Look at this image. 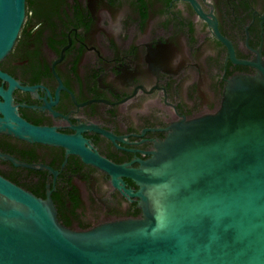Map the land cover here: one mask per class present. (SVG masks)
Instances as JSON below:
<instances>
[{"label": "flooded vegetation", "instance_id": "af4514ba", "mask_svg": "<svg viewBox=\"0 0 264 264\" xmlns=\"http://www.w3.org/2000/svg\"><path fill=\"white\" fill-rule=\"evenodd\" d=\"M24 13L0 59V118L75 137L125 167L116 186L62 145L0 132V176L50 198L71 230L140 217L129 171L264 60V0H25Z\"/></svg>", "mask_w": 264, "mask_h": 264}, {"label": "water", "instance_id": "95a60500", "mask_svg": "<svg viewBox=\"0 0 264 264\" xmlns=\"http://www.w3.org/2000/svg\"><path fill=\"white\" fill-rule=\"evenodd\" d=\"M24 2L0 0V59L18 36ZM254 66V75L227 80L217 110L175 123L152 156L128 170L140 217L71 230L50 198L0 176V264H264V60ZM3 113L0 132L62 145L121 182L125 167L79 139Z\"/></svg>", "mask_w": 264, "mask_h": 264}]
</instances>
